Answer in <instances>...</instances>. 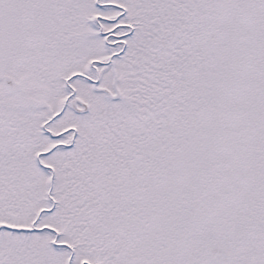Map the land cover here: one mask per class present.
I'll use <instances>...</instances> for the list:
<instances>
[{"label": "snow or ice", "instance_id": "6c2138e0", "mask_svg": "<svg viewBox=\"0 0 264 264\" xmlns=\"http://www.w3.org/2000/svg\"><path fill=\"white\" fill-rule=\"evenodd\" d=\"M0 264H264V0H0Z\"/></svg>", "mask_w": 264, "mask_h": 264}]
</instances>
